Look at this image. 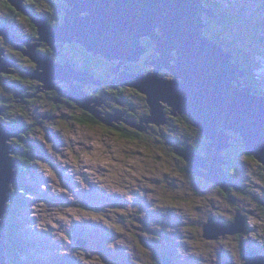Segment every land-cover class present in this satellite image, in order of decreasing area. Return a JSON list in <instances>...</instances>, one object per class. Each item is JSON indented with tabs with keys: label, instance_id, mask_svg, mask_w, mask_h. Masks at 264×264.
I'll list each match as a JSON object with an SVG mask.
<instances>
[{
	"label": "rangeland",
	"instance_id": "obj_1",
	"mask_svg": "<svg viewBox=\"0 0 264 264\" xmlns=\"http://www.w3.org/2000/svg\"><path fill=\"white\" fill-rule=\"evenodd\" d=\"M202 1L207 8L231 19L225 20L227 23V30H225L221 18L204 13L201 20H203L204 25L206 24L205 26L209 25L211 27L209 35L214 32L215 34L218 33L217 31L221 27L220 32L223 36L226 35L225 37L228 35V40L238 41V44L245 49L256 46L257 34L261 29L264 31V23L262 21L261 29L256 28L253 24L255 16H260L259 12L255 10L257 7L255 1ZM69 6V4L62 6L61 11L66 12V8ZM254 10L255 12H253ZM13 33L19 35L14 29ZM220 38L224 41L222 37ZM217 41L219 45H222L220 44L222 43L221 40L217 39ZM41 42L42 40H36L31 41V44H40ZM75 42L84 46L81 42ZM57 43L59 44L54 48L62 47L68 42L63 43L61 40H56L53 42V46ZM142 44L151 48L145 49L143 52L145 57H142V61L140 59L142 54L139 56V60H126L120 65V71L131 74L143 73L145 75L155 71L153 64H145V68L140 71L134 70L143 67L147 58L155 51L154 46L156 44L154 41L149 46V41L144 38ZM24 45L28 50L27 45ZM0 48L5 53L2 54V58L6 59L11 54V44L1 35ZM152 48L154 49L153 52ZM89 52L112 65L113 61L103 54L95 53L94 50ZM26 56V60L22 59L23 62H19L24 68L29 67L27 62L29 56ZM7 69L16 70V67L10 64ZM162 69L163 76L159 74V77L166 81L175 80L179 77L178 75L175 77L174 73H169L172 71L166 67ZM39 70L43 71L40 65H36L32 73H37ZM115 77L116 75H114ZM113 79H110V81ZM7 80L10 81L9 78ZM57 80L53 79L55 84L50 83L49 87H45V76L39 73L33 75L30 82H34L38 86L39 93H32V97L29 98L32 100L29 102H21L15 88H13L15 91L8 87L4 89L0 84V93L11 94L8 91H13L17 94V102L25 109V117L17 112L13 114L25 122L33 124V131L29 134V137L37 140L43 146V153H37L35 149L29 152V158L32 162L25 168V162L19 161L20 156L17 152L20 149L13 142V140L19 138V132L17 137L9 136V139L6 140V143L12 145L14 149L13 152H8V156L14 160L12 169L15 172L16 183L19 180L17 185L24 181L23 185L29 186L34 191V193L29 192L28 194L24 188L20 189L25 196L24 206L21 207L16 203L18 208L14 211L11 210L12 214L10 213L18 226L17 237L22 240L18 252L20 256L18 261L21 264H156V260L160 261L161 257L155 260V251H153L152 246L158 249L159 255L169 256L166 258L169 259L170 264H173V262L176 264L177 261L181 262L185 257L188 258V260L184 259L187 264H201V262L203 264H213V256L221 246L234 251L237 250L238 241H235L233 233H227L225 239L220 240H217L220 236L218 238H204L196 234L198 224L202 223L201 218H199V215L203 216V213L200 212L201 208L204 211H211L214 217L230 220L227 200L211 197L208 201H205L204 199L208 195L207 190L202 189L204 191L201 192V188L191 179L195 174L192 172L187 174L190 175L188 181L183 179L185 176H183L182 168L173 163L168 155L160 154L155 149L157 134L152 138L151 134L153 132L147 131L146 133L144 129L145 133L141 136L134 138L131 134L132 141L127 136H121L120 132L113 131L108 126L113 118L120 119L121 116L117 117L116 114H111L113 112H98V102L92 99L88 93H85L86 95L84 93H72L78 100H81L77 103L69 94L71 83ZM60 85L70 86L63 89L66 91L62 94L56 89ZM74 85L80 87L81 90L83 88V91L84 87L87 86L95 88L99 86L98 82L89 81L84 84L79 81ZM123 85L121 87L134 88V86ZM105 87L112 89L106 83ZM52 88V91H58L63 98L71 96L76 108L63 105L59 111H54L55 109L49 107L50 105H47L48 100L44 94L51 91ZM101 89V87L97 89V98H101L99 95L102 92ZM63 90L61 89V91ZM65 94L68 95L65 96ZM145 96L147 98L145 100L135 97L138 101L132 103V108L129 105L127 108H122L123 112L129 113L131 110L135 112L144 111L145 107L149 105L148 96L146 94ZM58 100H60L59 97ZM105 100L110 102L116 100L117 103L119 99L105 97ZM159 103L164 116L166 108L176 112V114L172 112L174 117L186 114L176 110L166 101L159 100ZM84 104L85 106H82ZM4 106V103L1 102L0 124L8 127L15 126L10 123V111ZM138 106L142 108H136ZM114 109L121 111L117 106ZM82 111H92L100 120L94 117L91 125H82L79 123L80 121L78 122L79 118L85 116ZM72 112H75L74 118L71 116ZM47 115H53L54 117L50 119L46 117ZM18 127H21V125L19 124ZM18 130L24 131L22 127ZM219 131L224 133L223 129ZM222 151L223 149L219 155L223 159ZM200 157L207 158L204 155ZM241 159L253 164V169H250L246 174L253 176L251 177L253 183H248L252 186L250 191L255 192L258 187L263 185L262 181L254 176V174H257L256 176L259 177V168L255 165V162L246 157L243 156ZM257 164L259 165V163ZM223 165L224 163L220 164L221 168ZM23 169H29V172L25 170L21 175ZM191 169L194 171L193 167ZM199 170L207 173V169L203 167H199ZM231 174L236 175L234 172ZM163 179H168V181H163ZM176 185H180L182 194L189 191L188 199L193 204L189 205L187 202H182L179 212L173 213L179 214L178 219L166 210H160L158 216V208L153 205L158 204L160 208L163 207L160 205L161 200L159 199L162 194L161 191H171L173 186ZM14 187L15 184L12 185V188ZM192 187L198 191L191 190ZM142 190H152L149 199L153 205L144 192H141ZM241 201L251 205L247 208L249 213L246 210H240L236 212V220L233 223L229 222L232 225H241L242 227L245 224L250 226L251 229L244 233L247 238H250V236H264V232H262L264 230V214L261 215L264 208L260 207L258 203L249 202L246 198ZM8 213L9 211L5 215L6 219ZM136 213H138L137 218H146L150 223L147 226L150 230L145 236L148 249L151 250L149 254L142 251L136 244L137 240H135L134 234L139 233L140 227L144 228L143 223L132 226L131 217H135ZM214 223L220 226V230L223 228L221 222ZM159 231L164 232L162 236L158 234ZM157 238L159 239L155 240ZM78 239H80V242L77 243L76 240ZM12 241H15V238ZM185 243L189 248L185 247ZM188 254H190V257H188ZM200 258L203 261L200 262ZM235 262L236 264L242 262L238 252L235 256Z\"/></svg>",
	"mask_w": 264,
	"mask_h": 264
},
{
	"label": "water",
	"instance_id": "obj_2",
	"mask_svg": "<svg viewBox=\"0 0 264 264\" xmlns=\"http://www.w3.org/2000/svg\"><path fill=\"white\" fill-rule=\"evenodd\" d=\"M25 1L9 0L28 15ZM66 1L70 6L66 8L64 24L52 26L45 18H33L38 27V40L52 46L56 40L63 43L77 41L88 51L101 53L113 62L123 60L115 65L118 71L115 70L116 77L109 84L117 80L121 85L134 86L144 92L153 110L154 121L165 122L159 100L188 114L209 139L206 159L194 155L188 147L181 149V154L189 158L196 174L226 190L231 184L236 186L224 176L220 166L225 161L219 153L229 146L233 138L227 130L241 135L243 146L264 164V96L243 85L241 64L233 63L231 53L224 52L221 45H216L205 35L206 24L202 23V15H216L202 0ZM0 35L38 63L46 71L45 77L52 72L67 79L94 82L89 73H77L70 66L59 65L39 52L37 47L40 44H29L33 39L24 41L28 50L22 48L19 46L21 38L8 25L0 24ZM146 36L156 43V50L145 61L146 65L155 64V71L147 75L120 71L124 61L138 60L143 54L145 47L141 39ZM2 54L5 53L0 48V71L7 72L12 62L9 58L3 59ZM161 67L168 68L179 77L171 81L162 79L158 73ZM70 95L77 101L73 94ZM19 131L0 124V218L6 208L9 183L16 184L15 172L12 171L14 160L8 156V152L14 149L6 140L9 136L17 137ZM195 165L208 169L209 173L196 169ZM205 227L211 229V224ZM3 228L4 224L0 222V264H7ZM160 256L163 259L161 264H170L169 259ZM244 258L246 264H264V256L257 255L255 251L244 250Z\"/></svg>",
	"mask_w": 264,
	"mask_h": 264
},
{
	"label": "trees",
	"instance_id": "obj_3",
	"mask_svg": "<svg viewBox=\"0 0 264 264\" xmlns=\"http://www.w3.org/2000/svg\"><path fill=\"white\" fill-rule=\"evenodd\" d=\"M66 2H67L66 0H27L24 4V7L27 9L29 13L27 15L19 11L15 6H13L9 2V0H0V24L8 25L9 27H11V29H14V31L19 34L23 42L29 40L30 38L36 41L38 40L39 32H38V27L35 24L33 18L42 17V18H45L50 25L60 26L65 21V11L57 10L56 6H66L65 5ZM32 11L33 13H35V15H38V16H34V14H32ZM215 13L217 14L218 18L222 19L223 21L222 25L224 26V29L227 30L226 29L227 23L225 22V20H229L230 18H228V16L225 17L223 15L218 14L216 11ZM253 24L254 26H256V28L261 29V21L255 20ZM210 29L211 27H206L204 29L205 34L209 36L210 39L212 38L216 39L217 36L222 37L224 39V45H226L224 46L225 51L227 53H232L231 55H232L233 63L241 64V67H242L241 70H243L244 72V76L241 78L243 85L245 87H251L254 93L263 96L264 91L257 83L255 74L253 73L254 66H253V61L251 57L254 58L255 54H257L256 48H254V50H253V47L251 48L247 47L249 49H245L240 44H238L239 43L238 41L236 42L235 40L233 41L228 40L227 39L229 37L228 35L227 37H225L226 35L223 36L222 33H219L218 31H217L218 33L216 34L214 32L211 35H209ZM58 44L59 43H57L56 45ZM73 45L77 49V56L79 59H77V61H72L71 58H69L70 62H73L72 65L77 64L79 69H81L82 71H86L90 73L91 75L99 73V74H102L103 78H105L104 68L102 69L99 68L100 63H103V59L99 56L94 55L93 53H90L84 46H82L79 43L74 42ZM38 47L39 48L37 49L39 52L43 53L50 59H53L54 62L56 63L60 62L58 61L60 59L55 52L56 50L50 44H48L47 42H41ZM68 47L74 48L71 45H68L67 48ZM262 47L264 48V44H262ZM22 48H26V46L23 44ZM67 55L69 56V53ZM8 58L11 60V62H13V65L16 67V70L8 69L7 72H1L0 84L3 86L4 89H6L5 87H8L13 91L16 90V93L20 95L21 99H22V96H26L25 100L29 102L32 99H29L28 96H30L32 93H35V94L39 93V91L37 90L38 86L34 82H30L31 78L28 74V72H32L34 70L37 63L31 60L30 58H28L27 62H28L29 67L24 68L23 66H21L20 63L21 61L23 62L22 59L26 60L25 55L21 51L17 50L12 45H11V54L8 55ZM105 65H108V64L106 63ZM110 69H112L111 66L109 70ZM16 71H18L19 73H17ZM5 73H11V74H5ZM7 78H9L10 81L7 80ZM108 78L109 77H106L105 79H108ZM13 88H15V90ZM52 90L53 88L51 89V91L45 92L44 95L48 100L47 105H50L49 107H52V109H55L54 111H59L61 107H63V105H66L69 108L70 106L74 109L76 108L75 102L72 99L63 98L61 97V95H59L58 91L56 90L52 91ZM13 91L12 92L8 91L11 94L0 93V103L3 102L5 105L4 107H6V109L10 111V117H9L10 123L15 125V126H11V128L20 129L22 127L24 129V131H19V138H17L16 140H13V142L20 149L19 151L20 161L25 162L24 167L27 168L29 166V163L32 162L31 158H29L30 157L29 152L32 151V149H35L36 152L43 151V146L37 140H34L33 138L29 137V134L32 133L33 131L32 129L33 124L30 122L27 123L23 119L18 118V116L13 114L14 112H17V113H20L22 117H25V109L19 102H17L18 100L16 96L17 94H15V92ZM90 92H93V91L91 90ZM122 93L127 94L126 95L127 97L129 96L128 95L129 93L124 92V91H119V90L117 91L115 95L119 96L120 94L121 96ZM58 97L59 99L60 98L63 99V101L58 100ZM117 107L124 109L123 106L122 107L117 106ZM82 112L85 116L82 118H79L78 122L80 121L79 123L82 125H88V124L91 125V122L93 120L92 118H94V116L90 112H87V111H82ZM172 112L173 111L170 108H166L165 114L168 116V122L166 123V122H161V121H153L154 123H152L150 126H147V129L145 128V131L146 133L147 131L153 132L151 134L152 138L155 137V135L157 134L156 140H155V144L157 145H154L155 149H157L160 154L168 155L173 163H176L179 167H181L183 176H185V178L183 179L188 181L189 180L188 176L190 175H187V174L191 172L194 173V171L191 169L193 165L190 163V161L188 160L189 158L187 156L181 154V149L188 147L195 152L196 156L204 155L206 157L207 156L206 154L208 153L209 139L207 138V135L204 132H202L199 127L195 125L193 119L189 115L185 114V115H181L180 117H174ZM74 113L75 112L71 113V116L73 118L75 117ZM137 113H141V115L144 113L143 117L141 118L143 119L147 115L149 117H152L153 110L151 109L150 105H147L144 111L137 112ZM19 124L21 125V127H18ZM143 133L145 132L140 131L135 128H130L125 132V135L127 136L128 139L132 141L131 134L135 138V137L141 136V134ZM232 137H233L232 140L234 144H232V141H231L232 150H229L228 154L226 155L225 161L228 162V164L225 162V164L223 165L224 173L226 174V176L229 175L233 179L234 182L242 183V181H248V178L245 177L243 173H240L242 171L241 168L246 167V165H249L250 169L252 170L253 164L251 162H241L239 157L241 156L242 158L244 156L250 161L255 162V165L259 168V175H261V181L264 186V170L262 166L257 164V162H261V161H259L258 158L252 152H250L243 146V139L241 135L233 133ZM24 170L25 169H23V171ZM27 171L29 172V169ZM232 172L236 173V175L233 176L231 174ZM191 179L195 182V184L199 188H201V192L203 191L202 189L207 190L208 195L204 199L205 201H208L211 197L222 198V200H225V201L233 198L234 199L233 202L236 205V210L238 211L246 210V212H247V208H249L251 205L243 203L242 201H239L238 199L242 200L243 198H246L249 202L259 203L261 205L260 200L257 199L255 195H252L248 191L249 188L246 187L245 185H243L245 186L243 189V188H239L231 184L228 187L229 189L226 190L221 185L217 183L215 184V183L209 182L203 176L198 175V174L193 175ZM160 181L162 182V180ZM163 181H168V179H163ZM18 182L19 180H17V183ZM19 184L20 185L17 187V189H15V192L19 193L20 189H23V188L27 189V187L23 185L24 181L20 182ZM191 190L198 191L194 187H192ZM257 191L259 194L261 193L260 195L264 194V188H259ZM141 192H144V194L147 195V194H151L152 190H142ZM188 192L182 194L180 185L173 186V189L171 191H164V192L161 191L162 194L159 196V199L161 200L160 205L163 206L161 207V210L162 209L163 210L164 209H170V210L174 209V210H177L176 213H178L181 208L182 202H187L189 205H192L193 203H191L188 199ZM20 193L22 194L21 196L18 195L14 197L13 205H16L17 203L21 207H23L24 202H25V199H24L25 196L23 195V192H20ZM262 206L264 205L262 204ZM15 207L16 209L18 208V206H13V207L10 206V208L13 211L16 210ZM10 213L12 214L11 210L8 213V216H10V219L6 220V224H7L6 233L8 236L7 253H6L7 264H21L18 261V257H20L18 252L20 251L19 245L22 242V240L17 237L18 226H17L16 220L12 218ZM124 213H127V212H124ZM173 215L176 217L179 214H173ZM137 216H138V213H136L135 217H131L132 226L140 225L141 223H143L144 225L143 224L142 225L144 226V228L140 227L139 233L134 234L135 240H137L136 244H137V247H140L142 251H146L149 254L151 250L148 249V243L145 240V236L148 234V230H150L147 227L148 225H150V223L148 222L146 218L142 219L139 217L140 218L139 219L137 218ZM201 220H202V217H201ZM198 225L199 226L196 229L197 236L203 233V229L205 228L204 227L205 221L203 220L202 223ZM200 229H202L201 232H200ZM161 232L162 231H159L158 233H161ZM244 233L240 234L239 237L237 238L238 246L240 249L242 248L246 249L249 243V240H248L249 238H247ZM13 236H15V241L10 240L12 239ZM152 248H153V251H155V254H154L155 260L159 259L158 249H156L154 246H152ZM251 249L257 253L264 254V249L256 246L255 244L251 245ZM224 254H225L224 250L216 253V256L214 258L216 264L220 263V260L224 256ZM242 257H243V260L240 264H246V259L244 258L243 255ZM156 264H161V262L159 260H156Z\"/></svg>",
	"mask_w": 264,
	"mask_h": 264
},
{
	"label": "clouds",
	"instance_id": "obj_4",
	"mask_svg": "<svg viewBox=\"0 0 264 264\" xmlns=\"http://www.w3.org/2000/svg\"><path fill=\"white\" fill-rule=\"evenodd\" d=\"M253 1H255L256 2V5H257V7H256V11H258L259 12V14H260V16H255V20H258V21H261V26H262V21H263V23H264V0H253ZM212 11H214L213 13L217 16V14L215 13V10H213V9H211ZM255 10L253 11V12H255ZM251 15H252V12H251ZM211 24V23H210ZM206 27H210L209 25L208 26H205V28ZM10 28V30L13 32V29H11V27H9ZM204 28V29H205ZM222 30V28H219V30H218V32L219 33H221L220 31ZM206 35V34H205ZM19 36V35H18ZM207 36V35H206ZM20 37V36H19ZM144 38H146L148 41H149V46L151 45L150 43H152V41H154L150 36H146V37H144ZM144 38H142L141 39V42L143 41V39ZM207 38L208 39H210L209 38V36H207ZM213 39H215V38H212L211 40H213ZM217 39L218 40H221V42L222 43H220V44H222L221 46L223 47V50H224V52H226L225 51V47H224V41L220 38V37H218L217 36ZM150 40H152V41H150ZM257 43H256V46L255 47H253V50H254V48H256V52H257V54H255V57L254 58H252L251 57V59H252V61H253V73L255 74V78H256V80H257V83L259 84V86L262 88V90L264 91V48L262 47V44H264V31H263V29H261V31L257 34ZM31 41H35V40H31ZM31 41H29V44H31ZM155 43V42H154ZM23 44H25L23 41H21V43H19V46H22ZM156 44V43H155ZM13 46V45H12ZM143 46L145 47V49H151L150 47H147V46H145L144 44H143ZM15 47V46H14ZM154 49L156 50V45L154 46ZM227 53V52H226ZM97 56V55H96ZM144 56V54H142V56L140 57V59H142V57ZM7 58H8V56H7ZM6 58V59H7ZM49 58V57H48ZM139 60V59H138ZM54 61V60H53ZM11 65H13V62H12V64ZM163 67H161L159 70H161ZM2 72H4V71H2ZM85 73H88V72H85ZM29 74V76H30V78L33 76V73L32 72H30V73H28ZM90 74V73H89ZM30 96H32V95H30ZM66 96V95H65ZM263 96H264V93H263ZM19 97H20V95H19ZM30 98V97H29ZM188 115V114H187ZM95 116H96V114H95ZM203 132V131H202ZM226 132H229V134L231 135V137H232V134H233V132H231V131H226ZM11 137V136H10ZM233 139V138H232ZM232 139H230V141L232 140ZM230 141H229V146H227L226 148H224L223 149V151H222V153L224 152V151H226V150H228L230 147H231V143H230ZM38 152H40V153H43V151H37V153ZM17 153H19V152H17ZM16 153V154H17ZM194 153V155H195V152H193ZM39 155V154H38ZM207 155V154H206ZM40 156V155H39ZM41 157V156H40ZM205 157V156H204ZM222 157H223V160L225 161V158H226V156L225 155H222ZM206 158V157H205ZM239 159H240V161L241 162H246V161H243L242 159H241V156L239 157ZM259 160V159H258ZM18 161V160H17ZM20 161V160H19ZM227 164H228V162H226ZM257 163H259V165L260 166H262V168H263V170H264V164L262 163V162H257ZM225 164V163H224ZM195 168L196 169H199V167L198 166H195ZM222 169H223V167H222ZM242 169V171L240 172V173H243L244 175H245V177H247L248 178V181H242V183H240V182H234L233 181V179L229 176V175H227V177L229 178V179H231L232 180V182L233 183H235L236 184V186L237 187H239V188H243L244 189V187L246 186V187H248L249 188V192L252 194V195H255V197L257 198V199H259L260 200V202H261V205L258 203V205H260V206H262V202H264V194H262V196L257 192V191H255V192H251L250 191V188L252 187L251 186V184H249L248 182H250V183H253V181L251 180V177H253V176H251V175H248V174H246V172H248V171H250V166L249 165H246V167H242L241 168ZM26 171L28 170V169H25ZM24 170V171H25ZM12 171H13V169H12ZM207 173H208V169H207V171H206ZM195 173V172H194ZM21 175L23 174V170H22V173H20ZM196 174V173H195ZM223 174L224 175H226L225 173H224V170H223ZM257 174H254V176L257 178V179H260L261 180V175H259V177L258 176H256ZM206 179V178H205ZM208 180V179H207ZM209 181V180H208ZM209 182H212V183H215L216 184V182H214V181H209ZM12 182L11 183H9V193H8V199H7V201H6V208H5V210H4V214H3V216L0 218V222H2L3 224H4V230H3V233H4V243H5V245H6V253H7V240H8V236H7V233H6V220H9L10 219V216H8L7 215V219L5 218V215H6V213L8 212V211H10V210H12L11 208H10V206L11 207H13V206H16V205H13V199H14V197H16V196H18V195H22L21 193L19 194L18 192H15V189H17V187L19 186V185H17V183L15 184V187L14 188H12ZM243 185H245V186H243ZM27 187V189H25V190H27L28 191V194H29V192H32V193H34V191H33V189L31 188L30 189V187L29 186H26ZM259 188H264V186L262 185V186H260V187H258V189ZM20 191V190H19ZM20 192H23V191H20ZM151 194H147V195H145L147 198H148V200L150 201V203H151V200L149 199V196H150ZM239 201H241L240 199H238ZM234 201V199L233 198H231L230 200H227V202H228V213H230V217H229V221L231 222V223H233L235 220H236V218H237V215H236V212H238V210H236V205H235V203L233 202ZM156 202V201H155ZM157 203V202H156ZM240 203V202H239ZM11 204V205H10ZM138 204H139V201H138ZM152 205H153V203H151ZM154 207H157L158 208V216H159V212H160V210H161V208L158 206V204H156V205H153ZM263 207V206H262ZM15 209H16V207H15ZM163 210V209H162ZM161 210V211H162ZM164 210H166V211H168V212H170V213H176L177 212V210H174V209H172V210H170V209H164ZM13 211V210H12ZM247 213H249V211H247ZM176 219H178V215L175 217ZM229 221H227L225 218H217V217H214L213 216V214H212V216H211V218L207 221V222H205V225L206 224H211V229L209 228H206L205 226V228L203 229V233H204V236H205V238H209V237H214V238H218L219 236V238L217 239V240H220V239H225V237H226V234L227 233H233L234 235H235V241H237V238L239 237V235L240 234H242V233H247V231H249L250 229H251V227L250 226H248V225H246L245 224V226H241V225H232ZM214 222H221L222 224H223V228L220 230L219 229V225H217L216 223H214ZM214 229V230H213ZM208 230V231H207ZM262 232H264V230H262ZM162 233H164V232H161V233H158L160 236H162ZM13 238H15V236H13L12 237V239H10L11 241L13 240ZM155 240H158V239H155ZM155 240H154V242H155ZM249 240V243H248V245H247V248L245 249V248H242V249H240L239 248V246L237 245V250L236 251H234V250H231V249H228V248H226V247H224V246H221L217 251H216V253L217 252H219V251H223L224 250V256L221 258V260H220V263L219 264H236V262H235V256H236V252H238L239 254H240V256H241V258H242V260H243V257H242V255L244 256V250L246 251V252H252V251H254V250H252L251 249V245H256V246H258V247H261V248H263L264 249V236H260V237H257V236H250V238L248 239ZM76 242L78 243V242H80V239H78V240H76ZM185 247L186 248H189L188 246H187V244L185 243ZM127 250V249H126ZM108 252V251H107ZM257 253V252H256ZM158 255V254H157ZM257 255H261V256H264V254H260V253H257ZM165 257H169V256H166V255H164ZM215 256H216V254L213 256L214 258H215ZM110 257V256H109ZM161 256L159 255V258H160ZM188 257H190V254H188ZM6 259H7V257H6ZM184 259H186V260H188V258H184ZM184 259L183 260H181V262H176V264H187V262H185L184 261ZM161 261H163V259L161 258V260H160V262ZM201 261H203L201 258H200V262ZM6 263H7V261H6ZM246 263H247V261H246ZM173 264H174V262H173ZM200 264V263H199ZM201 264H203V262H201ZM213 264H216V262H215V260H213Z\"/></svg>",
	"mask_w": 264,
	"mask_h": 264
},
{
	"label": "flooded vegetation",
	"instance_id": "obj_5",
	"mask_svg": "<svg viewBox=\"0 0 264 264\" xmlns=\"http://www.w3.org/2000/svg\"><path fill=\"white\" fill-rule=\"evenodd\" d=\"M67 4V3H66ZM65 4V5H66ZM61 7L62 6H56V9L57 10H59V11H61ZM32 14H34V16H38V15H35V13H33V11H32ZM31 39V38H30ZM74 44V42H69V43H66V45H64V44H62V45H64V46H62V47H59V48H54L56 51V54H57V56L59 57V59L60 60H58V61H60L59 63V65H61V64H64V65H68V66H70V68L73 70V71H75V72H81V73H84V72H86V71H82L81 69H79V67H78V65L76 64V65H72V63L73 62H70V60H69V58H71V60L72 61H77V59H79L78 58V56H77V49L75 48V46L73 45ZM51 45V44H50ZM68 45H71L72 47H74V48H71V47H68L67 48V46ZM52 46V45H51ZM52 47H56V44L54 45V46H52ZM66 48V49H65ZM153 48H152V52H153ZM69 53V56L67 55ZM156 55H158V53H156ZM155 55V56H156ZM76 56V57H75ZM145 57V56H144ZM53 60V59H52ZM121 61H123V60H121V59H119V62L117 61V62H112V65H105L107 62L105 61V60H103V63H100V65H99V68L100 69H102V68H104V74H105V78L106 77H109L108 79H105V78H103L102 77V74H93V75H91L92 76V80L94 81V82H99L98 83V87H92V86H87V87H84V91H83V88H82V90H81V88H80V90L81 91H83L84 93H88L90 96H91V98L92 99H95L97 102H98V112H101V113H109V112H113V113H111V114H116L117 115V117H120L121 116V118L120 119H115V118H113L111 121H110V124L108 125V126H110L109 128L110 129H112L113 131H116V132H120L121 133V136H126L125 135V132L128 130V129H130V128H135V129H138V130H140V131H143L145 128L147 129V126H150L152 123H154L153 121V118L152 117H149L148 115L147 116H145L143 119H141L142 117H143V114L141 115V113H137V112H135V111H128L129 113H126V112H123V109L122 108H120L121 109V111H117V110H115L114 109V107L115 106H120V107H125V108H127V106L129 105L131 108H132V106H133V104L132 103H134V102H136V101H138V99L137 98H142L143 100H145L146 99V97H145V94L143 93V92H141V91H139L137 88H132V87H121V86H124V85H121V82L120 83H117V82H119V81H117V80H114L115 82H116V84H114V81L113 82H111V84H109V82H110V79H113L114 78V75H116V71H118V69H117V67H115L114 65H116V66H118V63H121ZM141 61H142V59H141ZM62 62V63H61ZM114 64V65H113ZM110 66L112 67V69H110L109 70V68H110ZM154 66H155V64H154ZM143 68H145V63H144V65H143V67H141V68H139V69H134L135 71H140V70H143ZM160 69V68H159ZM116 70V71H115ZM162 70L163 69H161V70H159L158 71V73L159 74H161L162 75ZM28 73H30V72H28ZM169 73H171V72H169ZM142 75H144L143 73H142ZM163 76V75H162ZM57 80V79H56ZM62 81V79H58L57 81ZM79 81H81L82 82V84H84V83H86L85 81H82V80H76V79H72V80H69V81H67V80H64L63 82H68V83H71V88L73 87H78V86H75L74 84L75 83H77V82H79ZM105 83L106 84H108V85H110V88H112V89H109V87H105ZM55 84V83H54ZM70 86V85H69ZM69 86H64V85H62L61 87H56V89H58L62 94H63V92L64 91H66V90H63V89H66V88H69ZM83 86V85H82ZM112 86H115V87H117V88H114V87H112ZM102 88L101 90H102V92L99 94L100 96H101V98H97L96 96L98 95L97 94V89H99V88ZM61 89L63 90V91H61ZM93 91V92H90V91ZM124 91V92H127V93H129L128 95V97L126 96L127 94H125V93H122L121 94V96H120V98H119V96L117 97L115 94L117 93V91ZM65 93V92H64ZM131 94V95H130ZM86 95V94H85ZM26 96H22V99L20 100L21 102H27L25 99ZM105 97H109V98H117V99H119L118 101H117V103H116V100L115 101H106L105 100ZM135 97H137V98H135ZM65 98V97H64ZM67 99H70L69 97H67ZM60 100L61 101H63V99H61L60 98ZM90 100V99H89ZM131 104V105H130ZM122 105V106H121ZM143 105H144V102H143ZM136 108H142V107H140V106H138V107H136ZM135 109V108H134ZM165 111H166V109H165ZM173 111V110H172ZM93 115H94V117L97 119V120H100V119H98L96 116H95V113L94 112H92V111H90ZM173 113L174 114H176V112H174L173 111ZM139 116V117H138ZM53 117L54 116H52V117H50V119H53ZM92 119H94V118H92ZM95 119V120H96ZM138 119H139V121H138ZM164 119H165V122L167 123L168 122V116L165 114V116H164ZM109 120H110V118H109ZM114 120V121H113ZM95 122H97V121H95ZM232 141V144H234L233 143V140H231ZM231 141H230V143H231ZM229 150H232V145H231V147L228 149V150H226V151H224L223 152V155H227L228 154V152H229ZM226 162V161H225ZM204 191V190H203ZM260 206V205H259ZM260 207H262V206H260ZM262 208H264V206L262 207ZM200 212L201 213H203V216H200L199 218H201L202 217V221L204 220L205 222H207L210 218H211V216H212V212L211 211H204L203 210V208H201V210H200ZM251 213H252V211H251ZM264 214V211L263 212H261V215H263ZM248 232V231H247ZM199 236H202V237H204L205 238V236H204V233H202V234H200Z\"/></svg>",
	"mask_w": 264,
	"mask_h": 264
},
{
	"label": "bare ground",
	"instance_id": "obj_6",
	"mask_svg": "<svg viewBox=\"0 0 264 264\" xmlns=\"http://www.w3.org/2000/svg\"><path fill=\"white\" fill-rule=\"evenodd\" d=\"M212 42H214L216 45H219L218 44V41H217V39H215V40H212ZM60 64V63H59ZM40 74H44L46 71H41V70H39L38 71ZM51 73V75L50 74H48V76L47 77H45L46 78V81H45V87H49V85H50V83H54V81H53V79H62V81H64V80H67V81H69V80H72V79H67V78H63V77H61V76H59V75H56V74H54V73H52V72H50ZM171 73H173V72H171ZM175 77L177 76L175 73L173 74ZM49 82H48V81ZM83 81V80H82ZM85 82H87V81H85ZM73 89V91L71 92V90ZM80 89V87H72L71 88V90L69 91V94H72V93H78V94H83L84 92L83 91H81V90H79ZM85 94V93H84ZM65 95H68V94H65ZM78 101H80L81 102V100H78V98H77V103H78ZM82 106H85V104L84 105H82ZM53 115H47L46 117L47 118H50V117H52ZM81 147V146H80ZM214 230V229H213Z\"/></svg>",
	"mask_w": 264,
	"mask_h": 264
}]
</instances>
